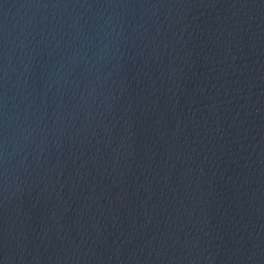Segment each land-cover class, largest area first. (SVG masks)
<instances>
[{
	"label": "water",
	"instance_id": "1",
	"mask_svg": "<svg viewBox=\"0 0 264 264\" xmlns=\"http://www.w3.org/2000/svg\"><path fill=\"white\" fill-rule=\"evenodd\" d=\"M245 0H0V264H257Z\"/></svg>",
	"mask_w": 264,
	"mask_h": 264
}]
</instances>
